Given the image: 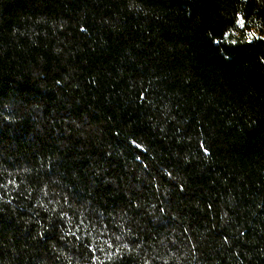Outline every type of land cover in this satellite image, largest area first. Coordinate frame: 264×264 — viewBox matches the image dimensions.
I'll list each match as a JSON object with an SVG mask.
<instances>
[{
  "label": "trees",
  "instance_id": "16d2710c",
  "mask_svg": "<svg viewBox=\"0 0 264 264\" xmlns=\"http://www.w3.org/2000/svg\"><path fill=\"white\" fill-rule=\"evenodd\" d=\"M0 264H264V0H0Z\"/></svg>",
  "mask_w": 264,
  "mask_h": 264
}]
</instances>
